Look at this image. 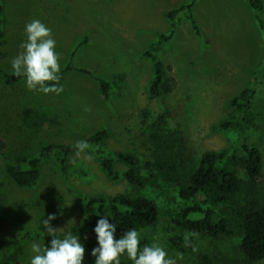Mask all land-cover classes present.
<instances>
[{
    "label": "rangeland",
    "instance_id": "obj_1",
    "mask_svg": "<svg viewBox=\"0 0 264 264\" xmlns=\"http://www.w3.org/2000/svg\"><path fill=\"white\" fill-rule=\"evenodd\" d=\"M191 1L2 0L0 68L13 72L12 60L27 40L25 26L39 20L52 30L61 70L71 63L93 73L70 71L63 77L59 95L30 91L25 78L7 85L0 75V218L5 225L46 233L42 220L54 214L52 227L62 229L56 234L65 235L86 217L79 194L111 197L126 193L156 201L159 207L156 223L137 230L141 250L157 242L177 264H203L205 260L209 264H264V259L250 260L239 249V233L227 242L182 233L175 223L182 210L195 204L204 210L213 206L201 197L182 198L178 184L163 180L156 168L145 166L151 160L149 138L161 112L165 114L161 133L168 141L163 159H178V170L185 176L198 166L204 152L235 145L237 133L213 127L231 112L230 100L250 85L264 64V32L249 0H197L193 17L201 35L184 12L176 17L177 27L163 56L167 75L175 84L162 98H151L148 87L155 75V61L144 52L160 33L171 31L166 13ZM97 75L110 82L108 99L99 89ZM103 128L109 130L99 146L103 153L108 157L118 151L134 154L142 176L153 185L128 183L121 162L114 164L119 179L111 180L90 151L78 159L70 155L64 172L59 154L50 152L42 159L40 178L32 187L16 184L5 170L4 156L14 164L45 144L74 145ZM243 133L262 152L259 183L264 200V83L255 94ZM88 155L90 160L84 158ZM238 175L244 178L242 171ZM203 215L192 212L187 218ZM10 233L8 227L1 229L4 237ZM90 236L97 240L95 232ZM174 237L180 238L182 251L171 245ZM34 241L48 246L28 236L14 244V264H30ZM177 253H183V259H177ZM120 264L133 261L125 254Z\"/></svg>",
    "mask_w": 264,
    "mask_h": 264
},
{
    "label": "trees",
    "instance_id": "obj_2",
    "mask_svg": "<svg viewBox=\"0 0 264 264\" xmlns=\"http://www.w3.org/2000/svg\"><path fill=\"white\" fill-rule=\"evenodd\" d=\"M197 0L184 4L166 13L171 21V31L160 33L158 39L153 43L145 56L155 61V75L152 78L148 94L151 98H162L163 95L173 90L175 81L167 75V66L163 56L167 54V45L172 39L177 27L176 17L184 12L187 20L198 35H201L198 24L193 17V7ZM255 11V21L261 31L264 32V2L263 0H249ZM0 0V23L2 9ZM79 70L86 74H93L86 68L75 67L68 64L60 71L61 84L63 77L70 71ZM0 75L7 85L17 84L23 81L24 77H16L13 72L0 68ZM98 81L99 89L105 99H108L111 89L110 82L99 75L94 76ZM48 85L53 82H46ZM264 83V64L254 73L253 81L243 88L235 97L230 100L232 110L227 116L214 125V129L223 128L238 134V141L235 145L225 146L220 150H209L202 154L198 166L194 171L185 176L179 172V161L164 160L167 153L168 141L164 139L162 124L165 121L164 112L156 116L154 131L150 135L151 160L145 166L156 168L167 182L176 183L180 186V195L184 199L202 198L204 203H209L212 208L206 210L199 204L182 210L180 218L175 220L180 231L184 234L197 233V238H212L221 241H229L240 234L239 249L250 260L264 259V200L262 187L259 180L262 175L263 157L258 146L251 143L243 133V125L255 94ZM109 136V130L103 128L90 134L84 141H87L90 151L101 165L105 174L113 181L119 179L118 172L114 169L115 162H121L126 166L124 178L132 185L145 187L153 185V181L142 176L140 172V160L132 153L118 151L114 157L106 156L100 149V144ZM52 151L60 156V166L65 171V165L70 155L74 154L73 145L48 143L41 146L33 154L24 156L12 164L9 158L5 157V170L12 180L20 186H34L41 175L40 163L42 159ZM242 171L244 178L238 175ZM84 201L86 217L70 228L74 236H78L85 248L87 255L83 258L82 264H95V257L91 255L92 249L98 247V241L90 236L94 232L99 219L109 214V223L116 226L115 238L119 239L129 229L139 230L153 226L159 216L156 201L146 197H131L126 193H118L111 197L84 196L79 194ZM218 209L222 211L217 212ZM192 212H203L199 219L187 218ZM8 227L11 233L4 237L1 229ZM28 236H34L50 246L52 237L43 232H32L26 227L7 226L0 218V264H14L16 257L12 254L13 246L21 243ZM63 238L64 235L56 234ZM171 245L182 251L180 238L170 239ZM203 264H209L205 260Z\"/></svg>",
    "mask_w": 264,
    "mask_h": 264
},
{
    "label": "clouds",
    "instance_id": "obj_3",
    "mask_svg": "<svg viewBox=\"0 0 264 264\" xmlns=\"http://www.w3.org/2000/svg\"><path fill=\"white\" fill-rule=\"evenodd\" d=\"M26 42L20 45L21 51L12 60L13 75L24 77L30 91H39L47 95L63 92L60 86L59 56L55 51L56 41L52 30L39 20H32L25 26ZM46 82H53L48 85ZM74 157L80 158L87 152L90 145L87 141L78 140L74 145ZM91 159V156H85ZM75 162V159L72 161ZM54 214L42 220V226L48 236L52 237L50 246H42L37 242L31 244L35 255L30 264H82L85 248L78 236L67 233L63 238L56 236L62 229H55L51 221ZM74 222V221H71ZM94 232L97 236L98 247L93 248L91 255L95 257V264H120V257L127 255L133 264H177V260L168 257L167 251L159 243L140 248V234L135 229H129L119 238H115L116 226L109 223L106 217L98 220ZM189 235L197 236L192 232ZM187 242V235H186ZM193 251L197 248L193 247ZM177 259H183V253L176 254Z\"/></svg>",
    "mask_w": 264,
    "mask_h": 264
},
{
    "label": "crops",
    "instance_id": "obj_4",
    "mask_svg": "<svg viewBox=\"0 0 264 264\" xmlns=\"http://www.w3.org/2000/svg\"><path fill=\"white\" fill-rule=\"evenodd\" d=\"M182 6V5H181ZM196 21V20H195Z\"/></svg>",
    "mask_w": 264,
    "mask_h": 264
}]
</instances>
